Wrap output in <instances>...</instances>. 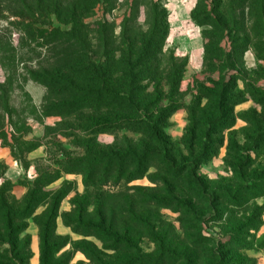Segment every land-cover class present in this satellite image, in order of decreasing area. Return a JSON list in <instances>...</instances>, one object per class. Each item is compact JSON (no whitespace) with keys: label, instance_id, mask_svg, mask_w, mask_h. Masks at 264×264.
Masks as SVG:
<instances>
[{"label":"trees","instance_id":"trees-1","mask_svg":"<svg viewBox=\"0 0 264 264\" xmlns=\"http://www.w3.org/2000/svg\"><path fill=\"white\" fill-rule=\"evenodd\" d=\"M118 1L0 0V147H10L22 162L24 153L40 146L19 144L30 132L28 119L42 123L56 117L75 151L55 161L57 168L38 170L19 199L0 174V264H29L30 218L38 229V264H67L57 254L69 238L55 230L60 204L73 183L64 180L48 189L64 174H80L85 188L60 215L64 226L101 244L74 246L88 264H253L243 251L251 247L250 231L261 225L262 206L255 200L264 197V168L249 169L250 152L256 153L264 138V94L260 100L254 96L249 89L255 82L243 75L248 50L257 63L264 61V0H237L241 12L236 0H197L190 16L203 29L204 78L195 81L189 103L181 91L188 59L166 46L163 0H123L127 14L116 33L105 15ZM99 6L104 16L93 20ZM13 33L19 35L16 45ZM21 64L29 67L18 73ZM27 81L44 90L38 104L21 88ZM16 90L23 97L19 105ZM245 92L261 107L263 119L252 136L244 134L250 147L229 134L233 183L222 186L204 178L199 168L217 154V148L211 149L214 135L234 125V106L246 101ZM179 109L185 110L187 124L175 141L168 129ZM104 133L115 136L111 144L96 140ZM3 169L0 164V173ZM143 178L151 186L129 185ZM169 207L181 215L178 228L161 214ZM225 214V239L207 237L206 217L221 221ZM143 240L153 245L151 252L142 249Z\"/></svg>","mask_w":264,"mask_h":264},{"label":"rangeland","instance_id":"rangeland-1","mask_svg":"<svg viewBox=\"0 0 264 264\" xmlns=\"http://www.w3.org/2000/svg\"><path fill=\"white\" fill-rule=\"evenodd\" d=\"M119 6L115 10L105 15L109 22L114 25V30L117 33L119 31V24L123 20L125 14H127L126 7H124L123 0H119ZM197 0H163L164 7L167 11V20L169 24V33L166 39V46L175 51V53L181 57L188 59V64L185 70L184 78L181 82V91L184 95V102L189 103L192 100L193 95L196 91L193 89L195 81H202L204 75L202 74V63H203V44L201 27L195 25L191 19V12L195 7ZM123 3V4H122ZM236 10L241 12V7L237 4ZM94 19H99L104 16L101 6L96 8ZM247 12V11H245ZM140 22H144L145 14L141 11ZM3 22L0 21V27ZM11 39L16 45L19 35L13 33ZM223 47L229 50L228 44L224 43ZM20 51V50H19ZM25 52V50H21ZM260 64V67H259ZM244 66H245V78L250 82L255 83L249 90L254 89L255 95L258 99L260 93L264 94V61L256 62L252 50H248L244 54ZM24 67L29 65L21 64L18 73ZM4 78V72L0 68V81ZM239 89L244 90V84L242 80L237 81ZM23 91L32 99V101L38 104L43 96V89L32 83L25 82L21 85ZM245 92L243 98L246 97V101L234 106L233 116L234 125L230 129H219L214 135L216 143L213 144L211 149L217 148V154L213 156L208 162L201 164L199 168V174H201L207 180H217L218 183H222V186L232 185L233 183V170L227 163L229 161L227 156V146L229 140V134L233 133L232 139L237 140L244 148L251 146L250 142H245L244 134L250 136L253 135L254 127L257 126V122L263 117L261 116V107L256 105L251 99L250 95ZM15 104L19 105V101L23 99L21 91H15ZM260 100V99H259ZM255 108V112L252 108ZM187 115L184 109L177 110L171 117V127L168 129V133L175 141H179L184 133V128L187 124ZM57 122L59 119L56 117L46 118L42 123H37L32 119H28V125L30 126V132L19 140V144L24 143H40V146L30 152L24 153L22 162H17L12 154L10 153V147L2 148L0 152V164L4 165L5 169L1 170V176L3 179L12 183L11 196L19 199L27 191L28 183L32 182L37 176L38 170H53L57 168L55 161L61 160L63 154L75 153L72 144L69 139L62 135L63 126H58ZM264 125V123H263ZM59 133V134H57ZM18 135H16L17 137ZM10 138V135L8 136ZM74 138H71L73 140ZM115 139V136L111 133H104L97 136L96 140L100 144H111ZM252 139V138H250ZM2 141L0 140V143ZM220 144V146H218ZM259 149L255 152H250L252 158V165L250 171L259 170L261 167L264 168V138L259 141ZM77 152V151H76ZM247 153H245L246 155ZM72 156H75L72 154ZM230 163L233 161H229ZM239 162V161H238ZM238 163H236L237 165ZM64 180L71 181L73 183V190L67 195V197L61 202L59 208V217L56 220V234L60 236H66L69 238L67 245L57 254L62 260L67 261V264H88V260L85 255L77 250L74 246L80 242H92L93 244L101 247L98 240L93 237H83L79 234L73 233L69 227L64 226L61 214L70 210V200L76 194H83L85 191L82 176L80 174H64L57 181L53 182L48 186V189H56L60 186ZM2 179H0V183ZM129 185H140V186H151L147 178L136 180ZM107 188H110L107 186ZM111 189V188H110ZM108 189V190H110ZM255 203L258 206H262L261 209V225H259L256 231H250L247 237V243L250 244V248L243 251L248 258L253 260V264H264V197L257 198ZM176 207H169L161 209V214L177 228L179 227L178 219L180 213L175 209ZM43 207H40L36 214L41 213ZM229 211V208H227ZM240 219V213L236 215ZM207 220L204 222L203 228L206 230L204 234L212 239L224 240L225 230L228 228L229 214H225L221 221H214L213 217H206ZM34 219L28 220L27 233L30 236V250L31 258L29 264H38L39 261V246H37L36 235H38V229L34 224ZM234 221L230 222L233 225ZM248 234V233H247ZM142 249L145 252H151L153 245L143 240L141 243ZM62 255V256H61ZM251 264V263H250Z\"/></svg>","mask_w":264,"mask_h":264},{"label":"crops","instance_id":"crops-1","mask_svg":"<svg viewBox=\"0 0 264 264\" xmlns=\"http://www.w3.org/2000/svg\"><path fill=\"white\" fill-rule=\"evenodd\" d=\"M5 147H7V146H1V147H0V152H1L2 148H5ZM10 151H11V150H10ZM2 152H3V150H2ZM2 152H1V153H2ZM10 153H11V152H10ZM35 237H36V240H35V241L37 242V246H39V238H38V235H36Z\"/></svg>","mask_w":264,"mask_h":264}]
</instances>
